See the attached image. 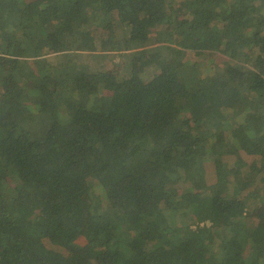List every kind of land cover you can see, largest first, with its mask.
Masks as SVG:
<instances>
[{"label":"trees","instance_id":"trees-1","mask_svg":"<svg viewBox=\"0 0 264 264\" xmlns=\"http://www.w3.org/2000/svg\"><path fill=\"white\" fill-rule=\"evenodd\" d=\"M0 264H264V0H0Z\"/></svg>","mask_w":264,"mask_h":264},{"label":"rangeland","instance_id":"rangeland-1","mask_svg":"<svg viewBox=\"0 0 264 264\" xmlns=\"http://www.w3.org/2000/svg\"><path fill=\"white\" fill-rule=\"evenodd\" d=\"M89 55H91V54H89ZM112 55L115 56V57L110 58V60L108 59V61L106 62V65L108 66L109 70H112V72L119 73V75H120V71H121V67H122L123 60H122L121 57H116V55H117L116 53H113ZM44 56H47L49 58L48 54H45ZM82 56H84V57H82V59H77L76 60V61H78L77 64H75L72 61L73 64L74 65H78L80 63L82 65H91V66L96 65L95 62L92 61L93 59L92 58L90 59V57L88 55H82ZM207 56L206 57L195 58L190 53L188 55V60L189 61H195L196 59H198V61L200 62V67H205V65L207 64L208 58H212V56H214V55H212L211 57H209L210 55H207ZM65 60H66V57H65ZM39 61H40V59H39ZM31 65H33L32 62H31ZM242 157L245 160V162H247L248 164H250L252 162V160L255 158V157L247 156V155H243ZM204 179H205L206 184H207V182L209 183L210 182V179H211L210 174H209V167H208V165L206 166V173L204 172ZM172 222L176 226H181L182 224L185 223V218L182 217V216H180V214H179V215H176V216H174L172 218Z\"/></svg>","mask_w":264,"mask_h":264}]
</instances>
